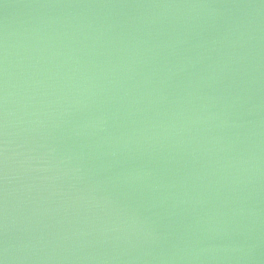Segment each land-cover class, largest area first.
<instances>
[{"label": "water", "instance_id": "obj_1", "mask_svg": "<svg viewBox=\"0 0 264 264\" xmlns=\"http://www.w3.org/2000/svg\"><path fill=\"white\" fill-rule=\"evenodd\" d=\"M0 264H264V0H0Z\"/></svg>", "mask_w": 264, "mask_h": 264}]
</instances>
